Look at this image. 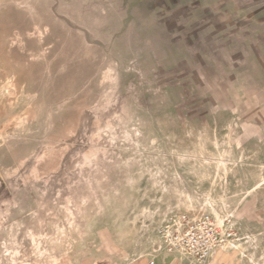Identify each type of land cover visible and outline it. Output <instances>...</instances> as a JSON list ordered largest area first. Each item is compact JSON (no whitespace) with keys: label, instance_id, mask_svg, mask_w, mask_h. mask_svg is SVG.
<instances>
[{"label":"rangeland","instance_id":"374dc122","mask_svg":"<svg viewBox=\"0 0 264 264\" xmlns=\"http://www.w3.org/2000/svg\"><path fill=\"white\" fill-rule=\"evenodd\" d=\"M263 6L0 0V264L182 257L178 215L264 264Z\"/></svg>","mask_w":264,"mask_h":264},{"label":"built area","instance_id":"2783aa9c","mask_svg":"<svg viewBox=\"0 0 264 264\" xmlns=\"http://www.w3.org/2000/svg\"><path fill=\"white\" fill-rule=\"evenodd\" d=\"M157 236L168 253L187 258L189 264H207L214 251L227 244L232 233L207 215L195 219L178 215L167 219Z\"/></svg>","mask_w":264,"mask_h":264},{"label":"crops","instance_id":"0c3cea01","mask_svg":"<svg viewBox=\"0 0 264 264\" xmlns=\"http://www.w3.org/2000/svg\"><path fill=\"white\" fill-rule=\"evenodd\" d=\"M263 9H264V6H263ZM258 12L259 10H256L255 15L249 18L251 20L250 22H254V23L263 22L264 23V16H262L263 18L260 16H257L256 14ZM225 257L226 256L223 255V253L220 250H217V251L215 250L211 258L209 259L208 264H227L228 259ZM150 262H153V264H189V261L187 258H184V257L182 258L177 255H162ZM150 262L146 264H149Z\"/></svg>","mask_w":264,"mask_h":264}]
</instances>
